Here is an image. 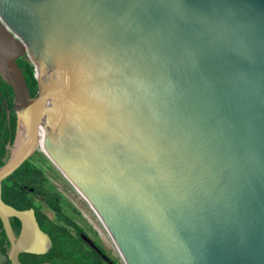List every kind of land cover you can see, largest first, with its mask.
Listing matches in <instances>:
<instances>
[{
    "label": "water",
    "instance_id": "water-1",
    "mask_svg": "<svg viewBox=\"0 0 264 264\" xmlns=\"http://www.w3.org/2000/svg\"><path fill=\"white\" fill-rule=\"evenodd\" d=\"M0 72L18 116L0 264L53 248L2 197L38 150L125 264H264V0H0Z\"/></svg>",
    "mask_w": 264,
    "mask_h": 264
},
{
    "label": "trees",
    "instance_id": "trees-1",
    "mask_svg": "<svg viewBox=\"0 0 264 264\" xmlns=\"http://www.w3.org/2000/svg\"><path fill=\"white\" fill-rule=\"evenodd\" d=\"M25 76L31 87L32 94L37 92V80L35 78L34 67L25 62ZM14 134L10 131L0 133V167L4 166L8 160V145L12 143ZM44 180L43 172L39 171L30 161L26 162L18 171L3 182V200L8 205L23 211L32 208L37 212L38 220L53 242V248L44 255V262L53 264H108L102 256L92 249L82 238L84 229L79 226L74 219L65 212L63 207V197L60 193L51 189L44 192V188L39 185L35 188V195H46L48 208L55 213L51 217L47 210L35 203L34 197L27 187H35L37 183ZM46 180V178H45ZM3 224L0 220V251H4L7 243ZM99 246V245H98ZM99 248L103 251L102 247ZM27 264H39L43 258L33 256L25 258Z\"/></svg>",
    "mask_w": 264,
    "mask_h": 264
},
{
    "label": "rangeland",
    "instance_id": "rangeland-1",
    "mask_svg": "<svg viewBox=\"0 0 264 264\" xmlns=\"http://www.w3.org/2000/svg\"><path fill=\"white\" fill-rule=\"evenodd\" d=\"M44 160L46 161L45 165ZM32 162H36V164L45 172L48 181V189L62 195L65 212L69 214L84 230H86L91 238L99 246L103 247L106 252L118 262V264H125L107 229L103 226L89 206L56 171L44 152L40 150L39 155H37ZM46 210L51 217L54 216L50 209Z\"/></svg>",
    "mask_w": 264,
    "mask_h": 264
},
{
    "label": "flooded vegetation",
    "instance_id": "flooded-vegetation-1",
    "mask_svg": "<svg viewBox=\"0 0 264 264\" xmlns=\"http://www.w3.org/2000/svg\"><path fill=\"white\" fill-rule=\"evenodd\" d=\"M25 62H28L25 57L20 58V59L17 60V63L19 64L20 68L24 71V75H25V71H26L25 68H24ZM26 80H27V78H26ZM29 88H30L31 96L32 97H36L37 92H36L35 95H33L30 86H29ZM15 108H16V105H15V93H14V90L10 86V84L7 82V80L4 77V75L0 72V133H2V131H4V132L10 131V133L14 134V139H13L12 143L8 145V160L10 159V157L13 154V147L15 146L16 137H17L18 116H17V112H16ZM10 147H12V148L10 149ZM39 153H40V150H38L28 161H30L32 164H34V166L37 167L39 171L43 172L44 180H41L40 183H37L35 187H27V186H25V187L28 188L27 190H29L30 194L34 197L35 203L37 205L42 206V209L44 211L46 209H49L48 208V204H47L46 195L44 194V200H43V196H41V195L34 196L35 195V188L39 187V185L44 188V192H46L48 190V185H47L48 181H47V178L45 176V172L42 170V168L39 165L36 164V162L35 163L32 162V160L37 155H39ZM45 163H46V161L44 160V165H45ZM45 178H46V180H45ZM32 209H34V208H32ZM34 211H35V209H34ZM53 214H54L53 217H55V213L54 212H53ZM35 215H36L37 221H38L41 229L44 231V228L42 227L41 223L38 220V216H37V212L36 211H35ZM10 222H11L12 228L14 230L15 236L18 239L20 234H21L22 224H21V222L19 220L15 219V218H11ZM84 233H86V234H88L90 236V234L86 230H84ZM102 249H104V248L102 247ZM8 251H9V242L7 241V243L4 246V251H2V249H1L0 252H2L4 255H7ZM104 251H105L104 253H106L108 256H110L106 252L105 249H104ZM33 256L38 257V258H43V261L40 262L39 264L46 263V262H44V255H33V254H21L20 255V261H21L22 264H27L28 262L25 261V258H28V257L32 258ZM112 260H113V262L115 264H118V262L115 259L112 258Z\"/></svg>",
    "mask_w": 264,
    "mask_h": 264
}]
</instances>
